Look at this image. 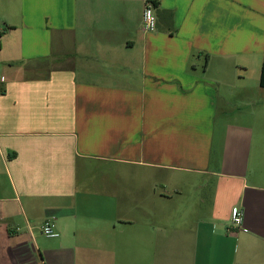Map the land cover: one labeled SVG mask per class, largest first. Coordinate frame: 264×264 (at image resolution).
Returning a JSON list of instances; mask_svg holds the SVG:
<instances>
[{"label":"crops","instance_id":"crops-1","mask_svg":"<svg viewBox=\"0 0 264 264\" xmlns=\"http://www.w3.org/2000/svg\"><path fill=\"white\" fill-rule=\"evenodd\" d=\"M143 9L0 0V264H264V0Z\"/></svg>","mask_w":264,"mask_h":264},{"label":"built area","instance_id":"built-area-1","mask_svg":"<svg viewBox=\"0 0 264 264\" xmlns=\"http://www.w3.org/2000/svg\"><path fill=\"white\" fill-rule=\"evenodd\" d=\"M160 0H143L144 9L142 13L141 23L142 29L146 33H154L157 28V19L155 16V8ZM244 216L243 211L239 207H233L231 211L230 229L232 231L243 230ZM43 235L47 238H56L58 234L54 231L52 223H46L42 228Z\"/></svg>","mask_w":264,"mask_h":264},{"label":"rangeland","instance_id":"rangeland-1","mask_svg":"<svg viewBox=\"0 0 264 264\" xmlns=\"http://www.w3.org/2000/svg\"><path fill=\"white\" fill-rule=\"evenodd\" d=\"M196 187L195 188H191V189H186L184 191V194L186 196V199L189 200V197H199L202 196L203 199L206 201V203H204L203 207H202V212L204 214H207L210 211V199L213 195L214 192V183L212 181H208V185L207 186H203V182L201 180H196Z\"/></svg>","mask_w":264,"mask_h":264},{"label":"trees","instance_id":"trees-1","mask_svg":"<svg viewBox=\"0 0 264 264\" xmlns=\"http://www.w3.org/2000/svg\"><path fill=\"white\" fill-rule=\"evenodd\" d=\"M261 87L264 88V62H263L262 74H261Z\"/></svg>","mask_w":264,"mask_h":264}]
</instances>
